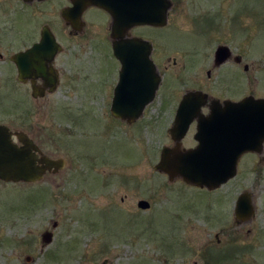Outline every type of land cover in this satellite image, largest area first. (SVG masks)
Segmentation results:
<instances>
[{
    "label": "rangeland",
    "instance_id": "374dc122",
    "mask_svg": "<svg viewBox=\"0 0 264 264\" xmlns=\"http://www.w3.org/2000/svg\"><path fill=\"white\" fill-rule=\"evenodd\" d=\"M172 2L164 28L134 32L154 42L162 78L138 121L114 118L112 85L100 84L112 72L102 44L105 19L70 44L80 53V70H72L79 80L69 84L64 71V84L49 99L29 104L49 155L66 167L37 183L0 182V264H264V150L244 155L236 177L211 192L170 183L155 170L162 148L174 146L168 130L187 92L264 98V0ZM6 7L0 5V22L8 25L0 29L31 34V15L6 18ZM219 45L242 64L213 68ZM244 192L255 213L241 221L235 206ZM141 200L149 210L138 207ZM45 232L54 236L47 247Z\"/></svg>",
    "mask_w": 264,
    "mask_h": 264
},
{
    "label": "water",
    "instance_id": "95a60500",
    "mask_svg": "<svg viewBox=\"0 0 264 264\" xmlns=\"http://www.w3.org/2000/svg\"><path fill=\"white\" fill-rule=\"evenodd\" d=\"M90 3L107 11L112 17L111 34L116 44L122 36L140 26L163 28L168 24L171 0H91ZM124 42V41H123ZM134 53L122 60L121 81L115 89L111 106L113 117L132 124L138 121L156 98L161 77L151 59L150 42L134 39ZM227 47L216 52L217 65L230 59ZM132 57V58H131ZM141 60V64L139 61ZM247 69V68H246ZM55 91V89L53 90ZM34 90V97L43 96ZM202 91H191L183 97L172 127L168 130L175 145L164 147L155 170L166 174L170 183L182 180L196 188L215 191L236 177L242 156L248 153L261 155L264 150V99L247 97L240 102L210 99ZM212 111L205 116L201 110L208 100ZM197 122L194 139L198 145L183 149L185 138L193 122ZM0 130H4L0 126ZM23 147L12 144L9 134H0V181L5 183H37L48 173H58L66 167L63 158L53 159L44 154L39 158L31 142L18 134ZM142 210H149L150 203L138 202ZM255 209L252 196L242 193L237 200L235 216L241 221L251 219ZM53 233L42 235L43 247L53 242Z\"/></svg>",
    "mask_w": 264,
    "mask_h": 264
},
{
    "label": "flooded vegetation",
    "instance_id": "af4514ba",
    "mask_svg": "<svg viewBox=\"0 0 264 264\" xmlns=\"http://www.w3.org/2000/svg\"><path fill=\"white\" fill-rule=\"evenodd\" d=\"M10 1H15L12 4ZM91 0H0V5H7L3 14H7L6 18L18 14L31 15V34L22 29L21 35L8 36L6 30L0 29V126L4 130H0V134H9L12 144L17 147H23V144L18 139V134L25 135L33 144V152L40 158L42 154L49 155L48 143L45 144L40 137V131L36 120L34 119L35 110L32 109V104L41 100L49 99L63 84L66 79L64 71H69L71 74V82L79 80L77 69L80 70L79 65L81 59L79 54L72 52L71 43H76L86 37V32L89 26L100 23L103 19L109 21V31L103 38L102 44L105 47V54L109 59L112 72L107 73L111 77L108 80L101 81L100 84L112 87V97L115 89L121 81L122 71V56L128 58L134 53V45H130L129 41L134 39H142L155 44L149 38L141 34H136L134 28L122 36V43L116 44V51L114 40L111 34L112 17L102 8H99L90 3ZM20 8L21 11H17ZM8 25V23L0 22ZM27 23V22H26ZM3 24V25H4ZM98 25V24H97ZM1 28V27H0ZM13 26L9 25V29ZM79 39V40H78ZM219 47H227L230 50V59L221 65H217L215 56ZM78 52V51H77ZM117 54H120V58ZM152 59L156 66L159 63L154 56ZM243 59L240 55H234L228 46L219 45L216 48L213 59V68H220L222 65L235 64L240 66ZM176 67V61L173 62ZM108 66V64L106 65ZM224 67V66H223ZM72 70H75L73 73ZM246 69V66L244 67ZM211 75L209 72L208 76ZM109 81V82H107ZM162 83V82H161ZM55 89V91H53ZM34 90L37 94L43 96L34 97ZM210 95V94H208ZM211 97L218 99L222 104L226 97ZM233 102L240 100L231 99ZM212 101L209 100L206 106L202 107V114L208 115L212 111ZM19 108V109H18ZM178 108V107H177ZM21 110V114L18 113ZM15 112V113H14ZM197 132V123L194 122L188 134L182 141H187L189 134ZM197 142L194 139L192 146L183 147L186 149L196 147ZM55 159V158H54Z\"/></svg>",
    "mask_w": 264,
    "mask_h": 264
}]
</instances>
